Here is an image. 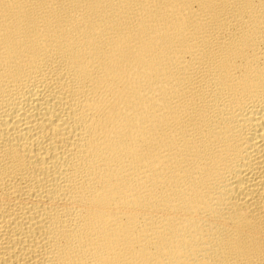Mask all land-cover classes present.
<instances>
[{
    "label": "bare ground",
    "instance_id": "bare-ground-1",
    "mask_svg": "<svg viewBox=\"0 0 264 264\" xmlns=\"http://www.w3.org/2000/svg\"><path fill=\"white\" fill-rule=\"evenodd\" d=\"M0 264H264V0H0Z\"/></svg>",
    "mask_w": 264,
    "mask_h": 264
}]
</instances>
